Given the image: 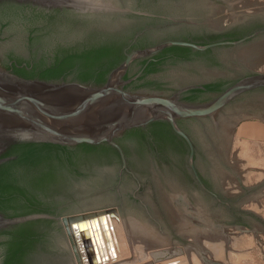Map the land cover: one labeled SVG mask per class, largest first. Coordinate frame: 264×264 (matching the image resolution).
Masks as SVG:
<instances>
[{
	"label": "flooded vegetation",
	"instance_id": "obj_1",
	"mask_svg": "<svg viewBox=\"0 0 264 264\" xmlns=\"http://www.w3.org/2000/svg\"><path fill=\"white\" fill-rule=\"evenodd\" d=\"M72 1L76 5L40 7L0 0V69L22 78L81 82L76 76L79 65L74 64L75 59L96 55L100 65L93 71L92 78L81 83L99 85L94 79L109 64L117 62L113 69L127 54L156 47L165 41L208 45L251 35L237 45H216L198 50L168 44L152 54L136 56L122 74L121 78L126 81L123 88L132 92L174 95L179 101L199 104L213 99L243 78L263 72L255 69L257 63L249 48H245L239 58L235 54L228 58L223 53L224 49L242 47L264 37L262 10L227 16L221 11L227 7V0ZM109 71L104 75L105 80ZM262 107L264 86L239 93L210 115L176 119V125L192 143L195 173L188 165L186 141L172 130L167 121L155 120L142 127L122 131L114 140L123 152L126 168L122 166L117 150L109 145L118 158L113 159L114 155L105 152L98 163L80 165L77 181H71L69 197L59 203L55 201L52 209L59 213L68 203L131 184L136 189L141 184L140 174L151 170L152 157L168 159L169 154L175 152L180 153L183 160L174 165L185 170L205 194L226 204L214 187L218 184L217 179L211 177L209 182L205 178L197 158L205 156L204 152H210L214 166L216 164L227 171L235 168L239 164L235 152L227 153L233 151L232 137L236 126L246 118L260 120L264 115ZM168 129L171 133L167 132ZM29 143L34 142L11 141L4 145L0 151V179L3 175L22 171L18 160ZM180 143H183L181 148ZM41 157L45 158L41 161V169L54 170L55 160L49 156ZM54 171V175H60L59 169ZM195 174L206 190L200 186ZM65 178L62 177L57 185L68 186L70 182ZM253 188L240 185L242 190ZM180 197L186 200L187 205H192L184 195ZM192 206L191 209L202 211L201 205ZM31 214L13 215L0 210V215L8 220ZM29 220L11 222L0 228V264L9 234L17 225Z\"/></svg>",
	"mask_w": 264,
	"mask_h": 264
},
{
	"label": "water",
	"instance_id": "obj_2",
	"mask_svg": "<svg viewBox=\"0 0 264 264\" xmlns=\"http://www.w3.org/2000/svg\"><path fill=\"white\" fill-rule=\"evenodd\" d=\"M11 1L40 7L76 5L72 0ZM248 37L208 45L165 41L156 47L127 54L99 85L22 78L0 69V151L11 141L51 143L65 147L106 143L117 150L122 166L126 168L123 152L115 137L122 131L164 120L186 141L189 148L188 165L195 173L192 143L178 128L176 119L212 114L239 93L264 86V72L243 78L213 99L199 104L179 101L174 95L128 91L123 88L126 81L121 78L122 74L134 57L152 54L168 44L203 50L216 45H237ZM262 41L264 37H259L242 47L224 49L223 53L229 58V55H236L252 42ZM204 154V158H197L200 171L209 182L211 177L217 179L218 184H214V187L226 204L205 194L185 170L174 165L183 159L180 153L175 152L169 154L168 159L152 157L151 170L140 174L141 184L136 189L131 184L68 203L79 205V208L76 212L60 216L37 213L8 220L0 215V228L22 220L53 219L60 226L54 241L66 251L64 264H93L97 258V248L105 245L108 223L112 219H125V226L138 225L143 228V238L179 242L187 260H195L194 254L199 252L201 264H221V252L227 254V249H232L225 234L226 222H240L255 240L254 251L262 250L264 223L258 222L256 214L244 213V207L264 187V181L257 186H248L254 187L251 190L239 187L236 196L227 195L218 190L220 177L233 173V168L227 171L216 164L214 166L210 152ZM195 177L205 189L196 174ZM183 195L192 205H201L202 211L191 209L193 206L187 205L186 200L180 197Z\"/></svg>",
	"mask_w": 264,
	"mask_h": 264
},
{
	"label": "trees",
	"instance_id": "obj_3",
	"mask_svg": "<svg viewBox=\"0 0 264 264\" xmlns=\"http://www.w3.org/2000/svg\"><path fill=\"white\" fill-rule=\"evenodd\" d=\"M100 63L96 55L75 59L74 64L79 65L76 69L77 79L86 82L92 78L93 71ZM116 64L117 62L111 63L101 70L96 75L95 82L103 83L104 75ZM167 132L171 133L169 129ZM182 144L180 143V148ZM24 150L18 160V164L23 167L22 171L3 175L0 179V210L9 211L13 215L46 213L59 216L63 215L60 213L62 211H67L66 214L76 212L79 205L74 207L67 205L59 213H55L52 205L57 200L58 203L62 199L67 200L72 189L71 181L72 179L77 181L76 177L80 174L79 166L98 163L105 152L114 155L113 159L118 158L116 152L106 143L98 145L82 143L74 147L29 143ZM41 156L54 159V170L59 169L60 175H54L56 173L54 170L41 169V161L45 160ZM64 176L70 184L66 187L57 185ZM59 230L60 226L56 225L54 220L44 218L32 219L17 225L9 234L8 242L4 243L2 264H64L66 251L53 241L56 231Z\"/></svg>",
	"mask_w": 264,
	"mask_h": 264
},
{
	"label": "rangeland",
	"instance_id": "obj_4",
	"mask_svg": "<svg viewBox=\"0 0 264 264\" xmlns=\"http://www.w3.org/2000/svg\"><path fill=\"white\" fill-rule=\"evenodd\" d=\"M227 1V7H224L221 10L227 16H233L238 12L249 10L264 11V0ZM248 48L251 52V57L257 63L255 69L259 68V70L264 72V41L252 42L247 47V49ZM243 50L238 51L236 53V56L238 58L241 56ZM229 57H231V55H229ZM245 116H248V114ZM262 118H264V115ZM255 123L256 122H251L249 118H246L244 121H241L240 124L236 126V130L233 133L231 148V150L233 151L230 152L229 150L227 155L232 152H235L236 157L240 159L243 164L239 162V164L235 168H233V173H231L230 175H221L218 190L227 195L236 196L240 185L244 184L246 187H248L250 185H253V183H255L261 177L264 176V143H255L252 141H247L244 136L240 137V133L243 130L245 124H248V126H255L257 124ZM244 213L256 214L258 222L264 223V193L261 194L260 189L252 200L245 203ZM118 220H120L121 222L124 219ZM239 227L246 229L240 222L225 223V234L226 237L229 236L227 237V240L231 244L232 249H227V254L221 252L219 260L220 263L264 264V239L262 240L263 249L254 251L255 240L252 234L247 229V231H245L240 229ZM119 231L121 234L122 230ZM117 233L119 234V232ZM123 233L124 232H122V240L125 241V244L122 245V242H120V244L122 245L120 247H122V249H124L123 247H125L124 252L120 248V253L117 256V254L113 253H103L101 250L100 254L98 250L100 254L99 262L95 264H111L116 262H118L119 264L123 262L125 264H181L183 260L185 261V263L187 262L186 264H201L200 255H198L199 252L194 254L195 260H187L186 253L184 252L179 242H168L165 244L157 242L156 244H159V247H147L148 245L142 247L140 244H138L136 249L134 243L132 242V237H127L125 233ZM130 245L135 248V252L133 247L130 248ZM104 250H106V248H104Z\"/></svg>",
	"mask_w": 264,
	"mask_h": 264
},
{
	"label": "bare ground",
	"instance_id": "obj_5",
	"mask_svg": "<svg viewBox=\"0 0 264 264\" xmlns=\"http://www.w3.org/2000/svg\"><path fill=\"white\" fill-rule=\"evenodd\" d=\"M125 220V219H124ZM122 220L120 222V220L118 219H112L109 223H108V237H107V240L105 242V245L103 247H99L97 248V258L95 259L94 263H98L99 262V255L101 254L100 250L103 252V253H108V254H117V256L119 255L120 253V248L122 249V245L125 244V241L122 240V232L125 233V235L127 237H132V242L134 243V246L136 247L137 249V245L140 244L142 247L143 246H147V247H151V246H154V247H159V244H156L157 242L158 243H161V244H165V243H168V242H161L157 239H151V238H143L144 236V229L139 227L138 225H129V226H125L126 225V220L124 221ZM121 224V225H120ZM119 230H122L121 231V234H120V231ZM119 232V234L117 233ZM123 233V234H124ZM119 235H120V238H119ZM229 237V236H227ZM137 240V241H135ZM120 242H122V245L120 244ZM133 247L130 245V248ZM140 247V246H139ZM104 248H106V250H104ZM125 249V247H123ZM124 249L123 252H124ZM134 249V252L136 251L135 248L133 247ZM100 254H99V252ZM131 250V249H130ZM140 250V249H139ZM170 250V249H169ZM167 250V251H169ZM141 251V250H140ZM122 252V251H121ZM132 252V251H131ZM166 252V251H165ZM126 253V251H125ZM124 253V254H125ZM133 253V252H132ZM198 253V252H197ZM136 254V253H134ZM137 254H138V250H137ZM104 255V254H103ZM199 255V254H198ZM98 259V261H97ZM134 259V258H133ZM131 259V260H133ZM130 262V261H129ZM132 262V261H131ZM104 263V262H103ZM133 263V262H132ZM187 263V262H186ZM185 261L183 260V262L181 264H186ZM111 264H119L118 262L116 263H111ZM121 264H125L124 262L121 263ZM166 264V263H165Z\"/></svg>",
	"mask_w": 264,
	"mask_h": 264
},
{
	"label": "crops",
	"instance_id": "obj_6",
	"mask_svg": "<svg viewBox=\"0 0 264 264\" xmlns=\"http://www.w3.org/2000/svg\"><path fill=\"white\" fill-rule=\"evenodd\" d=\"M249 119L251 120V122H256L258 125L256 123H255L256 124L255 126H248V124H245V126L243 127V130L240 133V137L244 136V138L247 141H252L255 143L257 142L264 143V118H262L263 120L262 119L258 120V119H255L254 117L249 118ZM238 161L243 164V162L240 159H238ZM263 181H264V176L261 177L255 183H253V185H250V186H256ZM263 188L264 187L260 188L261 194L264 193Z\"/></svg>",
	"mask_w": 264,
	"mask_h": 264
}]
</instances>
